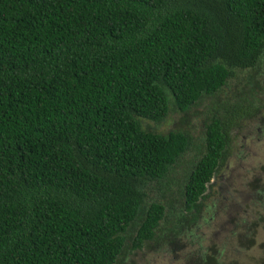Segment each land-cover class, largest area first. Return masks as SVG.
<instances>
[{
	"label": "trees",
	"instance_id": "trees-1",
	"mask_svg": "<svg viewBox=\"0 0 264 264\" xmlns=\"http://www.w3.org/2000/svg\"><path fill=\"white\" fill-rule=\"evenodd\" d=\"M263 50L264 0H0V264H120L126 239L186 238L230 132L262 120L264 78L214 102L181 173L190 134L147 124Z\"/></svg>",
	"mask_w": 264,
	"mask_h": 264
},
{
	"label": "rangeland",
	"instance_id": "rangeland-1",
	"mask_svg": "<svg viewBox=\"0 0 264 264\" xmlns=\"http://www.w3.org/2000/svg\"><path fill=\"white\" fill-rule=\"evenodd\" d=\"M263 59L255 71H235L222 93L204 99L185 118L169 112L159 124H147V129L154 133L175 130L190 134L192 143L173 168V174L186 171L190 159L200 158L199 137L214 102L226 99L235 90L242 92L248 76L254 80L264 78ZM259 91L264 96V89ZM261 116L263 121H243L238 132H230L229 154L207 185L198 217L193 224L189 222L187 237L178 238L166 248L157 239L136 252L128 249L130 240L126 239L128 248L124 249L120 264H264V102ZM163 232L169 236L167 227Z\"/></svg>",
	"mask_w": 264,
	"mask_h": 264
},
{
	"label": "flooded vegetation",
	"instance_id": "flooded-vegetation-1",
	"mask_svg": "<svg viewBox=\"0 0 264 264\" xmlns=\"http://www.w3.org/2000/svg\"><path fill=\"white\" fill-rule=\"evenodd\" d=\"M213 178H214V176H213ZM263 194V193H262Z\"/></svg>",
	"mask_w": 264,
	"mask_h": 264
}]
</instances>
